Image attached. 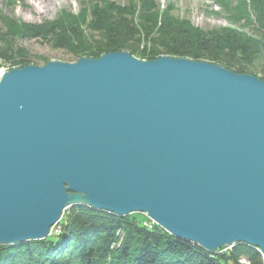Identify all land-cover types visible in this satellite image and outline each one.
Returning a JSON list of instances; mask_svg holds the SVG:
<instances>
[{
    "label": "water",
    "instance_id": "obj_1",
    "mask_svg": "<svg viewBox=\"0 0 264 264\" xmlns=\"http://www.w3.org/2000/svg\"><path fill=\"white\" fill-rule=\"evenodd\" d=\"M143 213L213 253L264 257V80L127 51L0 77V244L50 235L65 209Z\"/></svg>",
    "mask_w": 264,
    "mask_h": 264
},
{
    "label": "trees",
    "instance_id": "obj_2",
    "mask_svg": "<svg viewBox=\"0 0 264 264\" xmlns=\"http://www.w3.org/2000/svg\"><path fill=\"white\" fill-rule=\"evenodd\" d=\"M6 1L9 8L19 0ZM213 1L229 25L209 30L175 16L173 1L161 9L155 0H127L125 5L82 0L78 11L61 9L41 23L10 17L0 5V65L48 62L45 56L31 58L16 43L41 38L78 59L127 51L140 59L170 55L237 73L253 72L248 66L264 51V0ZM58 224L60 232L43 239L0 244V264H240L242 257L250 264H264L254 246L237 242L211 253L175 237L142 213L121 216L76 204L64 210Z\"/></svg>",
    "mask_w": 264,
    "mask_h": 264
},
{
    "label": "rangeland",
    "instance_id": "obj_3",
    "mask_svg": "<svg viewBox=\"0 0 264 264\" xmlns=\"http://www.w3.org/2000/svg\"><path fill=\"white\" fill-rule=\"evenodd\" d=\"M53 1V6L45 7V3ZM82 0H19L9 8L6 7V0H0V5L4 9V13L10 17L20 19L27 23H41L45 20L55 18L61 9L76 12L81 6ZM114 1L117 4L125 5L127 0H107ZM161 6V9L167 5L169 1L175 3V16L189 19L195 26L204 30L215 29L229 25L225 13L219 9L213 0H155ZM8 3V2H7ZM1 22V21H0ZM1 24V23H0ZM258 35V34H257ZM17 45L28 50L31 58L36 56H45L48 60H60L65 62H74L77 56L66 51L63 48L54 47L49 40L41 38H22L17 39ZM147 60L145 58H142ZM38 65L43 62L36 63ZM2 67H11L8 62H2ZM0 65V67H1ZM248 69L253 71L250 74L258 76L262 79L264 76V51L249 66ZM60 232V225L57 223L52 229V234ZM230 246H227V248ZM219 250V249H218Z\"/></svg>",
    "mask_w": 264,
    "mask_h": 264
},
{
    "label": "built area",
    "instance_id": "obj_4",
    "mask_svg": "<svg viewBox=\"0 0 264 264\" xmlns=\"http://www.w3.org/2000/svg\"><path fill=\"white\" fill-rule=\"evenodd\" d=\"M3 65H1V67H0V77L2 76V74L4 73V72H6L8 69H9V67H6L5 68V66L4 67H2ZM226 247H224L223 249H225ZM260 251V250H259ZM238 262L240 263V264H250V262H249V260H247L246 258H244V257H242V258H240L239 260H238Z\"/></svg>",
    "mask_w": 264,
    "mask_h": 264
},
{
    "label": "bare ground",
    "instance_id": "obj_5",
    "mask_svg": "<svg viewBox=\"0 0 264 264\" xmlns=\"http://www.w3.org/2000/svg\"><path fill=\"white\" fill-rule=\"evenodd\" d=\"M49 6H53V1H48V2L45 3V7H46V8H48ZM10 68H11V67H10ZM10 68H9V69H10ZM9 69H8V70H9ZM15 244H16V243H15Z\"/></svg>",
    "mask_w": 264,
    "mask_h": 264
}]
</instances>
